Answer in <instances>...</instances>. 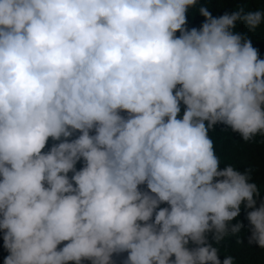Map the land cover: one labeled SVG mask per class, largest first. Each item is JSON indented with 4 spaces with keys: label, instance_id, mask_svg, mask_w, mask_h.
<instances>
[{
    "label": "clouds",
    "instance_id": "1",
    "mask_svg": "<svg viewBox=\"0 0 264 264\" xmlns=\"http://www.w3.org/2000/svg\"><path fill=\"white\" fill-rule=\"evenodd\" d=\"M262 25L201 0H0L3 264H236L242 206L264 250L252 170L209 135L264 138Z\"/></svg>",
    "mask_w": 264,
    "mask_h": 264
},
{
    "label": "trees",
    "instance_id": "2",
    "mask_svg": "<svg viewBox=\"0 0 264 264\" xmlns=\"http://www.w3.org/2000/svg\"><path fill=\"white\" fill-rule=\"evenodd\" d=\"M203 3H207L214 17L225 12L231 13L237 7L243 8L245 11L264 9V0H201V4ZM188 20L189 27H199L203 22V17L199 16L196 8H192L189 10ZM236 31L246 32V29L241 24L238 25ZM248 35L252 39L253 46L259 50L260 58L264 59V25ZM209 135L214 141L216 154L221 159V166L232 164L240 171L251 169L252 180L260 187L261 195L264 197V138L257 136L252 142H243L238 135L232 134L230 131H221L219 128L210 132ZM237 219L245 226L240 234L241 243H237L235 237L226 238L220 246L221 259L225 255H232L236 264H264V250L259 249L256 245L248 244L250 233L243 206ZM7 254L3 249L2 238H0V264H3Z\"/></svg>",
    "mask_w": 264,
    "mask_h": 264
}]
</instances>
